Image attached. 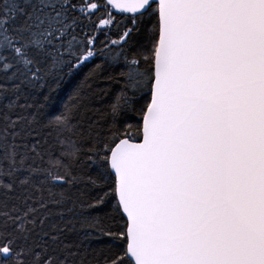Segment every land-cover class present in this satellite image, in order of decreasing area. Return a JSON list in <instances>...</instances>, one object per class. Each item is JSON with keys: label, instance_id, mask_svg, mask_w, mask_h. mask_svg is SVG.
Instances as JSON below:
<instances>
[{"label": "snow or ice", "instance_id": "1", "mask_svg": "<svg viewBox=\"0 0 264 264\" xmlns=\"http://www.w3.org/2000/svg\"><path fill=\"white\" fill-rule=\"evenodd\" d=\"M0 264H264V0H0Z\"/></svg>", "mask_w": 264, "mask_h": 264}, {"label": "trees", "instance_id": "2", "mask_svg": "<svg viewBox=\"0 0 264 264\" xmlns=\"http://www.w3.org/2000/svg\"><path fill=\"white\" fill-rule=\"evenodd\" d=\"M117 15V14H116Z\"/></svg>", "mask_w": 264, "mask_h": 264}]
</instances>
